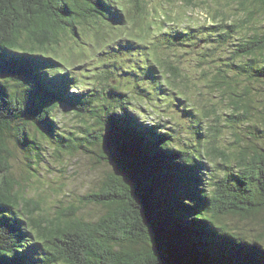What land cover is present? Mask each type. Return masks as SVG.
<instances>
[{"label": "trees", "instance_id": "trees-1", "mask_svg": "<svg viewBox=\"0 0 264 264\" xmlns=\"http://www.w3.org/2000/svg\"><path fill=\"white\" fill-rule=\"evenodd\" d=\"M122 1L0 0V264H264V0H233L242 19L216 10L212 22L165 32L145 19L149 0ZM132 19L150 37L130 71L114 57L141 50L127 31ZM87 25L107 35L106 60L91 90L71 93L55 71L86 55L61 45ZM182 48L197 61L194 83L178 65ZM132 73L142 78L130 87L110 82ZM195 89L200 111L189 103ZM142 102L160 120L132 113ZM64 105L81 120L75 130L58 123ZM172 106L190 118L187 140L179 123H166ZM16 149L34 178L78 152L109 174L50 214L26 196ZM88 204L96 215L83 211Z\"/></svg>", "mask_w": 264, "mask_h": 264}, {"label": "rangeland", "instance_id": "rangeland-1", "mask_svg": "<svg viewBox=\"0 0 264 264\" xmlns=\"http://www.w3.org/2000/svg\"><path fill=\"white\" fill-rule=\"evenodd\" d=\"M129 0H123L121 3L128 2ZM150 1V11L147 13L146 20L155 21L152 25V28L156 26V30L158 31L160 27H163L166 30H179L182 27L187 26H198L203 24V22L214 21V16L216 10H219L224 14H229L233 17L230 18L231 21H235L236 19H242L245 15L243 12L239 11V7L237 8L234 5L233 0H198V3L187 7L186 2L183 0H149ZM207 1L206 3H203ZM230 2L233 5H230ZM129 7V5L127 6ZM130 8V7H129ZM167 12V13H166ZM135 15V14H133ZM167 16H171L172 19H167ZM160 17V19H156ZM211 19V20H210ZM158 21V24L156 22ZM133 21L126 26L128 33L135 34L137 36L136 47H141V50L137 55H131L127 53L124 55H115V59L122 58L125 59V69H129L132 71V68L136 63H138L141 59L144 58V51L146 49L149 50V47L146 46V43H149V35L147 34V38L145 37V28L140 26L139 24ZM144 24V23H143ZM88 30L80 32L78 30V37L76 34H67L64 38V45L66 47H75V52L79 54V51H82L83 59L77 60L76 65L69 66V70H65L63 72L55 71L56 76L54 75V79L63 86L70 88V92H78L83 90H91V88L97 84V81L94 79L98 78L97 74H100L102 71L101 66L105 62V57L103 53H99L102 48H106L107 42L104 40L107 35L103 33L101 35H97V30L91 25H87ZM151 28V29H152ZM150 29V28H149ZM127 38V37H125ZM143 38V39H140ZM145 38V39H144ZM109 40H112V37H109ZM100 45L98 46V44ZM117 47V46H116ZM68 48V49H69ZM105 50H108L107 48ZM189 49H180L177 50V57H181L182 62L178 63L181 68V71L191 73V82L194 83L195 75L199 77L197 74L196 64L197 61H191L189 59V53L186 52ZM169 50L163 49L159 52V56L167 53ZM125 53V52H124ZM146 57V56H145ZM89 61H88V60ZM88 64H87V63ZM120 63L117 65L120 66ZM149 64H153L149 61L141 63V67L143 69L148 68ZM209 64L206 63L204 69H207ZM73 72V73H72ZM141 72V71H140ZM75 73V74H74ZM146 77L143 78L144 81L149 79V75L146 73ZM185 75V74H183ZM187 78V75H185ZM138 78H142L140 73L135 75L131 74L127 79H122L120 76L111 74L110 82L112 84H117L120 82L123 84V87H130L133 81H138ZM61 79V80H60ZM60 80V81H59ZM63 81V83H62ZM128 83H127V82ZM127 83V84H124ZM202 82L196 86L201 87ZM108 93V91L106 92ZM191 97V102H189L192 106H194L198 111H200L199 102L203 99V96L195 89L192 93H189ZM175 96H178L177 92L174 93ZM206 95V94H205ZM207 99L209 95H206ZM124 97V96H123ZM192 98L194 101H192ZM212 98L217 102L219 98L215 95ZM141 104V103H140ZM139 104V107H140ZM144 103L142 102L141 106L144 111H139V108H134L132 113L134 112L136 115L142 118L147 123L155 122L153 120H160L159 113H155L153 109L144 107ZM190 108V105L188 106ZM171 118L167 119L166 123H170V126L176 127V123H179L184 129L183 139H188V134L186 130H188L190 118L188 115L180 110L179 108L172 106L171 109ZM104 115L105 113L102 112ZM58 123L63 129L75 130L74 125L81 122V120L74 114L72 111L67 109V106H61L57 112ZM88 118V117H87ZM96 118L93 121L88 118V121L91 123V129L98 130L96 123ZM176 122V123H172ZM227 140L224 139V142ZM111 149H114V144H108ZM52 150V149H51ZM15 157H13V166L14 172L18 179H21L25 182V194L29 197H34L35 199L40 200L42 206L47 209L50 214H54V210L58 208V206H67V202L76 201L80 199L81 196L86 195L88 192L92 190H96L99 186V182L102 179L107 177L109 174V168L107 167L106 162H101L97 156L88 155L81 152L77 154H67L64 160H60L61 165L53 160V164L51 167L46 170L45 168L41 171V176L39 178H34V171L30 168L26 167L24 163V154L19 151V149L15 150ZM113 152V151H112ZM53 159V158H52ZM112 170H116V168L112 167ZM26 172V173H25ZM23 174L28 175V180H25ZM23 176V177H22ZM30 178V179H29ZM79 203L78 205H80ZM98 206L94 204H88L84 207L83 211L91 212L93 215L97 214ZM239 225L245 229H254L256 226L253 225L252 222L245 223L243 221H238Z\"/></svg>", "mask_w": 264, "mask_h": 264}, {"label": "clouds", "instance_id": "clouds-1", "mask_svg": "<svg viewBox=\"0 0 264 264\" xmlns=\"http://www.w3.org/2000/svg\"><path fill=\"white\" fill-rule=\"evenodd\" d=\"M187 27H188V26H187ZM187 27H183L182 29H185V28H187ZM165 31H169V30L164 29L163 32H165ZM163 32H162V33H163ZM121 39L125 41L124 38H121Z\"/></svg>", "mask_w": 264, "mask_h": 264}, {"label": "snow or ice", "instance_id": "snow-or-ice-1", "mask_svg": "<svg viewBox=\"0 0 264 264\" xmlns=\"http://www.w3.org/2000/svg\"><path fill=\"white\" fill-rule=\"evenodd\" d=\"M20 264H23V262L21 261Z\"/></svg>", "mask_w": 264, "mask_h": 264}, {"label": "water", "instance_id": "water-1", "mask_svg": "<svg viewBox=\"0 0 264 264\" xmlns=\"http://www.w3.org/2000/svg\"><path fill=\"white\" fill-rule=\"evenodd\" d=\"M114 146H115V145H114ZM114 146H113V147H114Z\"/></svg>", "mask_w": 264, "mask_h": 264}]
</instances>
